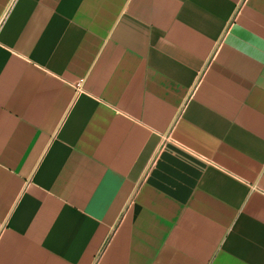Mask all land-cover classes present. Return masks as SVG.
<instances>
[{"label": "crops", "instance_id": "obj_1", "mask_svg": "<svg viewBox=\"0 0 264 264\" xmlns=\"http://www.w3.org/2000/svg\"><path fill=\"white\" fill-rule=\"evenodd\" d=\"M0 264H264V0H0Z\"/></svg>", "mask_w": 264, "mask_h": 264}]
</instances>
